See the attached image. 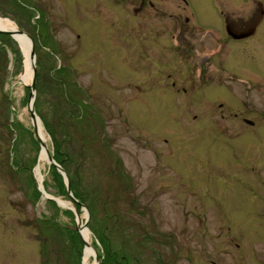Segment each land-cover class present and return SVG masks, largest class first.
I'll list each match as a JSON object with an SVG mask.
<instances>
[{
  "label": "rangeland",
  "instance_id": "374dc122",
  "mask_svg": "<svg viewBox=\"0 0 264 264\" xmlns=\"http://www.w3.org/2000/svg\"><path fill=\"white\" fill-rule=\"evenodd\" d=\"M190 1L201 21L217 24L213 29L222 38V50L202 66L205 59L199 57L208 52H202L200 46L199 55L182 56L172 48L171 31L155 39L154 48L166 42L171 45L168 65L153 67L154 95L160 91L163 95L154 98L151 114L142 106L140 111L124 113L129 103L119 97L130 93L124 85L131 76L142 77L128 64L127 49L121 46L119 52L125 63L116 58L118 46L112 31L103 32L105 41L95 40L99 45L89 49L93 39L87 31L83 48L71 45V33L62 32L54 36L63 42L61 50H35V112L54 160L60 161L48 125L54 129L60 152L69 157L65 166L70 189L73 196L85 197L91 216L87 224L89 214L84 208L81 222L76 223L71 208L41 197L35 175L41 147L27 109L28 89L20 81L24 57L14 38L0 35V264H82L85 245L75 231L80 224L89 227L97 254L103 249L107 252L105 264H115L112 253H122L118 247L123 240L118 238L112 216L126 217L131 223L126 235L137 236L144 230L152 233L151 218L159 215L151 209L152 203L163 206L162 224L154 233L173 236L163 243L177 240L173 249L181 253L169 261L173 249L163 243L155 245L163 264H210V260L216 264H264V19L255 37L243 42L228 41L219 30L220 13L251 10L258 4L264 10V0ZM169 10L183 15L192 11L180 0H169ZM3 12L0 6V17L20 28L15 16L7 13L4 17ZM200 36L196 34L191 42L198 43ZM209 40L208 49L216 50ZM162 71L171 74L168 81ZM189 85L191 92L186 96L175 93ZM103 126L108 138L102 134ZM126 128L138 134V147L126 137ZM120 150L126 156L125 170L138 184L139 214L128 205L134 197L131 191L126 193L119 185L112 156ZM136 157L140 167L135 165ZM167 157L172 166L157 169L152 200L144 177L152 170L154 159ZM41 174L45 193L74 207L66 192L60 194L57 187L66 188L63 176L59 173L56 178L47 162ZM134 220L138 225L132 226Z\"/></svg>",
  "mask_w": 264,
  "mask_h": 264
},
{
  "label": "flooded vegetation",
  "instance_id": "af4514ba",
  "mask_svg": "<svg viewBox=\"0 0 264 264\" xmlns=\"http://www.w3.org/2000/svg\"><path fill=\"white\" fill-rule=\"evenodd\" d=\"M180 1H182L185 6H189L192 9L191 12L187 11L189 15L186 11L184 15L177 11L170 12L169 0H0V6L4 11V17H6L7 13L10 17L15 16L13 18L18 20L19 29L31 36L35 44V50L38 48L61 50L64 44L61 40L58 42L57 38L54 36L62 32L65 35L68 32L71 33L72 40L68 39L71 45L73 42L78 48H83L86 45L85 34L87 31L91 32L88 34L91 35L93 39L89 42V49L91 46L99 45L95 40L98 42L104 40L103 32L106 30L112 31L115 44L118 46L116 58L121 61V63H125L126 60H123L121 56L119 58V52L121 51V46L127 49L131 56V59L127 61L128 64L131 68H135L134 71H140L141 75L137 77H142L133 78L134 76H131L132 78H130L129 82L124 85L130 89V93L127 96L119 97V100H123L125 104L127 102L129 103V106L124 108L126 109L124 113L126 112L127 115L131 111H140L139 109L143 108L146 113L151 114L155 104V101H153L154 98H160L163 95V92L160 91L155 97V85H153V73L155 74L153 68L154 64L158 66H167L169 63L171 44L166 42L162 47L161 45L158 48L153 47L154 40L160 38L162 33H169L171 31L170 40L172 48L179 50L182 56L183 54L190 56L191 52L195 53V55H199L200 51H197L198 46H200L202 52H208L206 57L204 56L203 58L201 55L199 57L200 60L205 59L206 61H204L203 65L201 64L202 66L207 64L212 57H215L217 53L222 50V38L213 29L218 28L217 24H207L201 21L190 0ZM258 2L260 3V1ZM220 14L222 20L219 25V30L222 33L224 32L226 39L231 42H243L255 37L264 19L262 4H258L256 8L251 10H234L225 13V15L222 13ZM196 34L201 35L198 39V43H192L191 40H193ZM123 37L125 40H123ZM208 37H210L211 40L209 41L213 42L212 45L216 50L212 51L206 46ZM199 70L201 72L202 67ZM143 71H145L146 74H143ZM161 76L164 77L166 81L171 78V74H165L164 71H162ZM119 80L121 81V79ZM120 81H118V84ZM165 85L166 88H168V83ZM171 86L175 88L176 82L172 81ZM160 88L163 89V87ZM191 88L192 86L189 85L187 88L175 89V93L182 92L184 96H186L191 92ZM232 117L237 118L238 114H233ZM242 120L245 123V119ZM102 129L103 136L108 138L107 132H105V126H103ZM125 132L126 137L138 147L139 144L136 139L138 134H132L130 128H126ZM167 141V139H163L164 143H167ZM105 146L108 147L109 144H105ZM140 146L143 147L144 145ZM120 153L123 154L124 151L120 150L119 154L112 156L115 160V165L118 166L117 175L120 180L119 185L125 189L126 193L131 191L134 197L128 202V205L132 211L139 214L140 204L137 202L140 198L138 196L139 194H135V191H138V188H136L138 184L135 178H132V175L130 176L125 170L124 160L126 156ZM66 160L67 163L69 157H67ZM134 161L136 167H140V159L136 157ZM171 161L169 157L164 161L154 159L152 170H147L148 175L144 177L147 179V182L144 187L146 188L145 190L150 189L148 194H151L152 200L156 194L153 192V186L157 183L155 179L159 174L157 169L171 167ZM167 174V171L163 172V175L167 176ZM73 198L75 201L70 198L74 202V207L71 211L76 217V223H78V216L80 217V211L84 208L81 204L85 205L87 208L88 206L85 202V197L81 198L77 195L73 196ZM160 204L163 205L162 202ZM151 209L153 211H159L158 216L154 215L153 218H151L152 223L149 227L153 230L152 233L143 229L144 231H141L137 236L124 234L128 229L126 227L131 225L126 217L120 218L116 216L117 214L112 216L115 218V226L118 227V238H122L123 240L121 241L120 239L121 245L118 247V251L122 252L120 255H117L115 251L109 253H112V256H116L114 260L115 264H163L162 255L155 245L162 244L166 237L171 236L162 231L154 233L156 232L154 230H156L157 227L160 228V224H162L163 219L159 216L161 215L160 212L163 210V206L152 203ZM85 211L86 215L90 213L89 209L88 211L85 209ZM90 219L91 216L89 214L85 224H87ZM138 223V220H134L132 226L134 224L138 225ZM82 229H87V227L82 225ZM75 231L80 236V232L77 231V229ZM199 237L202 240L203 234H200ZM214 238H217V236ZM172 241L173 243L169 241L168 244H163L173 249L174 242L177 240L172 239ZM201 242H203V240ZM106 253L104 249L101 255L97 254L96 251L94 264H105V260L107 259V256H105ZM180 254L181 253L173 249L169 261H173V259ZM96 258L99 259V262H96ZM246 259V256L243 257V260ZM168 264L175 263L169 262ZM210 264H216V262L210 260Z\"/></svg>",
  "mask_w": 264,
  "mask_h": 264
},
{
  "label": "bare ground",
  "instance_id": "6f19581e",
  "mask_svg": "<svg viewBox=\"0 0 264 264\" xmlns=\"http://www.w3.org/2000/svg\"><path fill=\"white\" fill-rule=\"evenodd\" d=\"M15 29H17V26H15L13 22H11L10 20L6 18L0 17V30H15ZM13 38L18 43L19 48L23 52L24 73L20 81L23 85H26L27 83L29 84L31 82V77H32V66H31V60H30V43H29V40L23 35L14 34ZM37 126H38L39 137L43 141V143L46 144L48 148L47 137L45 135V132L43 130V127L40 121L37 123ZM38 160H39L38 161L39 164L37 165L35 169V175H36V179H37V183L39 187L43 188V185H42L43 178L41 174V168L44 162L48 163L46 148L44 147L41 148ZM58 202L61 207L73 209V206L66 201L58 200ZM80 235L83 241L85 242V247L83 249V255H82V264H92V263L94 264V261L92 262V259L94 260V258L96 257V250L91 244L90 232L88 229H81Z\"/></svg>",
  "mask_w": 264,
  "mask_h": 264
},
{
  "label": "water",
  "instance_id": "95a60500",
  "mask_svg": "<svg viewBox=\"0 0 264 264\" xmlns=\"http://www.w3.org/2000/svg\"><path fill=\"white\" fill-rule=\"evenodd\" d=\"M0 34H4V35H8L10 37L13 38V35L14 34H18V35H23L25 36L28 40H29V43H30V60H31V66H32V77H31V82L29 84H26L24 85L27 89H28V93H29V98H28V106H27V109L29 111V114H30V119H31V124H32V131H33V134L35 136V138L38 140L39 144H40V147H44L46 148L47 150V160H48V163L50 165H53L57 171L63 176L64 178V181H65V186H66V192H67V195L73 200L75 201V199L73 198L72 196V193H71V190H70V179H69V176L68 174L66 173V171L62 168L61 164L57 163L53 156L49 153V150L46 146L45 143H43V141L40 139L39 137V134H38V126H37V123L39 122V118L37 117L36 115V112H35V99H36V56H35V44L33 42V39L31 38V36H29L28 34H26L25 32H23L22 30H20L19 28L15 29V30H0ZM22 55H23V52L22 50L20 49ZM246 123L252 125L253 122L249 121V120H245ZM38 190L41 194V197L44 198V199H47V200H52V201H55L58 205H59V202L57 199L45 194L43 188H40L39 185H38ZM85 209V205L81 204ZM80 217L78 216V223H80ZM77 231H81L82 229V225L80 224L79 227L76 228ZM96 262H99V259L96 258Z\"/></svg>",
  "mask_w": 264,
  "mask_h": 264
},
{
  "label": "trees",
  "instance_id": "16d2710c",
  "mask_svg": "<svg viewBox=\"0 0 264 264\" xmlns=\"http://www.w3.org/2000/svg\"><path fill=\"white\" fill-rule=\"evenodd\" d=\"M0 35H3V34H0ZM46 128L49 131V134L51 135V137L53 138L54 144L57 145L56 146L57 147V157H56V159L58 158V160H60L58 162L61 163V166L67 172V168H66L65 165H66V161H67L66 160V157H68V156H67V154H63L62 152H60V150H59L60 145L56 142V138H55V135H54V129L50 125L46 126ZM60 155H64L65 156V159H59ZM51 169H52L53 174L55 175L56 178L57 177H60L59 173L57 172V170H56V168L54 166H51ZM57 187L59 188L60 194L66 192V188H63L62 186H60V184L57 185Z\"/></svg>",
  "mask_w": 264,
  "mask_h": 264
}]
</instances>
